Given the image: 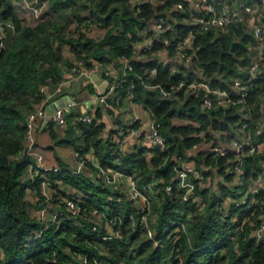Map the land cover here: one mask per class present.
Listing matches in <instances>:
<instances>
[{
	"label": "trees",
	"instance_id": "1",
	"mask_svg": "<svg viewBox=\"0 0 264 264\" xmlns=\"http://www.w3.org/2000/svg\"><path fill=\"white\" fill-rule=\"evenodd\" d=\"M40 1L47 2V11H53L54 16H42L32 25L19 15L13 0H0V19L12 21L15 26L14 35L0 51V264H70L74 252L98 253L87 240L93 222L84 217L53 224L37 239L40 222L31 211L37 207V200H30L28 191L34 190L40 197L42 189L39 177L35 181L26 177L28 166L34 162L32 155L23 154L26 117L46 99L41 86L62 82L64 66L71 68L72 62L64 55L65 46L74 58L85 60L88 66L93 61L117 66L121 57L135 56V43L144 37L143 32L152 35L151 27L161 17L168 18L164 36L170 44L156 39L154 49L144 52V59L133 60L134 69L119 92L121 96L133 93L134 101L144 105L160 123L166 147H154L151 158L144 147L133 152L119 151L116 142L101 136V107L96 108L92 121L75 124L80 136L73 139L75 129L69 128L65 140L75 144L80 139L77 150H94L102 167L130 174L139 186L152 185L150 224L164 238V245L155 247L146 230H137L128 219L123 225V238L105 242L110 253L107 264H264V239L254 235L263 221L260 215L264 213V194H257V202L240 213V222L248 216L242 229L235 231L238 222L221 216L228 197L240 198L253 179L259 175L264 178V150L245 157L244 184L233 186L228 184L232 175L225 172L226 163L234 157L232 153L213 157L202 150L190 154L202 140L201 133L207 139L213 133L224 139L242 134L243 104L238 102V94L232 93L233 102L207 109L202 107V91L195 95L180 90L163 97L160 88L147 86L149 82L168 86L181 79L205 78L214 87L231 90L233 79L241 74L240 66L250 62L251 46L256 42L248 23L239 20L225 27L197 31L190 12L175 9L179 3L188 8L187 0ZM171 11L176 21L171 19ZM74 23L76 28L70 34L68 29ZM97 25L107 29L101 37L92 34ZM191 30L195 38L187 52L194 70L155 58L159 50L167 48L169 57L174 59L176 43ZM262 65L264 68V62ZM152 68H157L155 75L150 72ZM263 94L264 73L254 80L247 99L254 118L261 115ZM68 116L71 119L74 113ZM253 134L255 140H264L254 130ZM52 137H57L54 130ZM187 158L195 159L198 167L212 164L217 173L226 175V182L219 181L217 188L212 184L198 185L200 202H186L179 192L166 190L174 182L175 167ZM86 164L80 173L66 166L44 172L53 188L62 183L77 190L74 194L60 190L63 195L57 191L53 199L74 196L88 209L97 207L109 214L133 213L138 220L140 212L126 193L105 184L95 164L88 160ZM213 168L205 173L212 175ZM200 203H205V207L201 208ZM240 208L234 205L232 210Z\"/></svg>",
	"mask_w": 264,
	"mask_h": 264
},
{
	"label": "built area",
	"instance_id": "2",
	"mask_svg": "<svg viewBox=\"0 0 264 264\" xmlns=\"http://www.w3.org/2000/svg\"><path fill=\"white\" fill-rule=\"evenodd\" d=\"M187 1L190 2L188 8H186L183 3H179L176 5L175 9L179 12H190L192 23L198 25L197 31L212 27H225L231 22H237L239 20L248 23L256 40L255 44L251 46L250 62L246 66H240L241 74L233 79L231 90L214 87L209 83V80L205 78H192L191 80L181 79L177 83H172L168 86L149 82L147 86L150 88H160L163 97H170L180 90H185L187 93L195 95L202 91L204 93L202 97V107L207 109L233 102L232 93L236 92L238 94L237 100L243 104L242 134L224 139L219 134L213 133L210 135V139H207L206 134L201 133L200 137L202 140L193 146L190 150V154L196 155L202 150L203 152L212 154L213 157L225 156L232 153L234 157L229 159L226 163L225 172L226 174L232 175V180L229 182L232 186L243 185L245 157L264 150V140H255L253 134L254 130L257 135L264 136V104L260 109L261 115L258 118L253 117L251 107L246 105L251 86L254 85V80L262 77L264 73L262 65L264 62V0H253L251 3L234 1L232 4L227 3L225 0ZM27 7L32 11L35 17L41 18L45 13L47 2L35 0L33 4H29ZM169 14L171 19L176 21L173 11L169 12ZM255 14H257L258 20L252 24L250 21ZM168 26V18L161 17L160 20L152 25V35H147V32H143L144 37L135 43V56L138 54L141 56L144 52L152 51L156 39L170 44V41L164 36V32ZM90 27L88 28L91 29ZM14 33V23L12 21L0 19V51L6 47L7 41ZM194 38L195 32L191 30L186 37L180 39L176 43L177 51L174 59L169 57V50L167 48L159 50L158 52L161 51L167 55V59L163 60L164 62L171 63V60H176L178 63L174 65H184L194 70L192 57L187 52ZM137 48L139 50H137ZM135 56L133 58L123 56L120 58L118 65L113 66L118 71V74L116 77L113 75L114 80L108 85L106 93L97 91L98 95L96 98H98V100L101 99V102H103L108 94L115 93L116 100L120 101L122 96L119 92V88L127 80L128 74L134 69L133 60L137 59ZM103 65L105 64L93 61L92 66H88L85 60L75 58L70 68V79L76 80L81 77L92 79L93 74L102 72ZM150 72L152 75H155L157 73V68H152ZM106 74L109 75L107 71ZM46 86L47 85H43L40 88L41 92L45 95L47 91ZM130 95L134 98L133 93ZM68 96L72 97L69 103L55 110L52 115L48 114L47 107L51 102L55 101V99L46 97V99L36 105L34 110L26 117L27 132L24 137L25 149L23 154L27 153L28 155L36 157L35 162L29 165V172L27 174L28 178L32 181H35L39 177L41 179L40 186L42 189V196L37 198V207L35 208L37 209V215L35 216H37V221L40 222V229L37 230V239L53 224H62L63 220L69 218L79 220V218L84 217L93 222L87 240L90 245H93L98 250V253L74 252V260H72L70 264H107L110 253L107 247L104 246L105 242L122 239L124 236L123 225L126 220L131 219L137 230H146L148 236L153 240L155 247L163 246L164 238L160 237L150 224V203L152 199V193L150 192L152 191V185L139 186L134 178L126 172L113 167H102L100 164L96 165L99 168V176L105 184L119 188L122 192L126 193L129 200L135 203L140 212L138 220L134 217L133 213L118 211L114 214H109L106 210L97 207L88 209L87 206H83L74 196H61L58 201L53 199V195L57 193V190L52 187L51 180L44 172L52 169L57 171L61 167L46 166L44 164L43 154L36 151L37 138L35 129L37 120L42 119L45 123L56 122L61 125H68L71 122L74 124L79 121L90 122L95 117L94 114L90 113L91 110L85 113L71 112L68 110L67 107L70 106H87L86 103L83 104L80 102L76 95L71 94ZM262 101L264 103V94L262 96ZM70 113H74V117L71 119L68 116ZM119 131L124 135L126 129L120 127ZM107 139L118 141L117 149L119 151L125 150V138L116 139L115 135L110 134ZM149 139L154 147L158 146L162 149L166 147V139L161 134L160 123H158L156 119H153L150 124ZM75 156L77 158V166L70 170L76 173L83 172L87 167V160L80 150L75 151ZM16 158H19V156H16ZM211 168H213L212 164L206 165L202 163V166L198 167L195 159H181L180 166L175 167L176 175L174 177V182L168 184L166 187L167 192H179L182 199L186 202H200V196L197 194V187L200 184L204 187L206 186L207 179L210 175L209 173L206 174L205 171ZM257 194H264V178L262 175L252 180L240 198L229 200V203L228 201L225 202L226 208L223 209L221 216L223 219L238 222L239 225L235 228V231L243 228V224L247 221L248 216L244 217L240 222V213L245 209H250L252 204L257 202ZM262 204L264 207V199ZM199 205L201 208L205 207V203H200ZM234 205L241 208L233 211L232 207ZM260 218H262L263 221L254 232V235L257 236L258 239H264V213L260 215Z\"/></svg>",
	"mask_w": 264,
	"mask_h": 264
},
{
	"label": "crops",
	"instance_id": "3",
	"mask_svg": "<svg viewBox=\"0 0 264 264\" xmlns=\"http://www.w3.org/2000/svg\"><path fill=\"white\" fill-rule=\"evenodd\" d=\"M17 12L24 13V9H27L30 11V9L27 7L26 0H13ZM26 2V3H25ZM246 2V1H245ZM31 12V11H30ZM20 15V14H19ZM34 16V15H33ZM32 17V16H31ZM29 18V16H28ZM258 20L257 14L253 16L250 23L254 24ZM251 24V25H252ZM137 50H139L137 48ZM69 55V54H68ZM135 58L144 59V55L138 54L135 56ZM155 58L165 60L167 59V55L164 52H158L155 55ZM70 62H72L75 58L74 56L70 58ZM172 64L178 63L176 60H171ZM109 63L103 65L102 72H99V75L103 78H108L109 76L115 75V77L118 74V71L115 69L114 64ZM106 71L109 73V75L106 74ZM84 80H90L91 86L90 89H93L94 92L89 90V87H85V89L81 90L80 92L75 93L73 89H71V86L68 87V84L75 83V90L77 88H80L79 82ZM46 97H52L55 100L60 98V96L64 95H76L78 97V100L82 102L83 104H90L93 103V100L95 99V94L98 91L97 84L87 77H81L76 80L70 79V68L68 67L64 71V79L62 82L58 84L50 83L46 86ZM101 99L98 100V103L92 104L91 112L95 115V110L97 107H100ZM104 115L101 119V122L104 125L103 131H102V138L104 140L107 139V137L112 134L116 136V139H122L125 138V150L123 152H133L137 149H140L142 147L146 148V155L151 158L154 155V145L149 139V133H150V124L153 121L154 117L151 115V113L145 108L144 105L137 103L134 101L132 96L130 94L126 96H122L120 101H117L116 98L112 99V102L110 104L106 105ZM120 127H124L126 129L125 134H121L119 131ZM69 128H74V137L81 135L80 130L75 126L74 123H69L68 125H61L56 122H49L45 123L44 120L38 119L37 120V126L35 129V134L37 138V145H36V151L40 152L44 156V164L48 167H55V166H66L68 169H74L77 166V158L75 156V151L79 148H77V145L81 143V140H77L74 143L72 142H66L67 139V131ZM73 129V130H74ZM55 131L57 137H52V131ZM63 140V142H61ZM113 142H116L118 144V141L113 140ZM84 157L86 160L92 162L95 165L99 164V161L97 157L95 156L94 150H89L87 152H83ZM33 160L35 162L36 157H33ZM213 173L210 175L207 179L206 186H209L210 184L213 185L214 188H217V185L219 181L226 182V178L224 175L217 173V168L212 169ZM29 172V166L27 168V173ZM229 185H231L228 182ZM68 186V185H65ZM28 197L32 201H36L38 196L36 195V192L34 190L28 191ZM232 200V198H227L226 201ZM225 201V202H226ZM34 215H37V209L34 211Z\"/></svg>",
	"mask_w": 264,
	"mask_h": 264
},
{
	"label": "rangeland",
	"instance_id": "4",
	"mask_svg": "<svg viewBox=\"0 0 264 264\" xmlns=\"http://www.w3.org/2000/svg\"><path fill=\"white\" fill-rule=\"evenodd\" d=\"M18 1H20V0H18ZM34 1L35 0H26L27 3L26 2L25 3L27 5H29V4L31 5V4L34 3ZM47 7H48V4H47ZM47 7H46L45 11H47ZM23 11L25 12V14L24 13H21V12H19V14L24 18V20H25L26 23L34 25L38 21L39 17L33 16L32 11L30 12L27 9H24ZM28 16H29V18H28ZM43 16H44L43 18H47L49 16H54V12L51 11V10L50 11H47ZM75 28H76V23L71 24V26L68 29V32L71 34L75 30ZM93 30H94V32L92 34H94L96 36H99V37L103 36L106 33V31H107V29L104 26H101V25L100 26H98V25L95 26V28ZM64 55H65V57H66V59L68 61H70L71 60L70 58L74 56L70 52V49H69L68 46H65V48H64ZM64 68L66 70L68 68V64H66L64 66ZM79 85H80V88H77V90H75V88H74L75 87V83L68 84V87L71 86V89H73L75 93L80 92L81 90L85 89L86 86L89 87V90L90 91L94 92L93 89H90V86H91L90 80H84V79H82L79 82ZM26 177L28 178V174L26 175ZM56 190L58 191L59 195H63V193L60 190H62V191L65 190V192L67 194H74V193L77 192V190L74 189L73 187H71V186H65V184H62V183L60 184V186L58 188H56ZM31 211L34 214L35 208H33V209L31 208Z\"/></svg>",
	"mask_w": 264,
	"mask_h": 264
},
{
	"label": "water",
	"instance_id": "5",
	"mask_svg": "<svg viewBox=\"0 0 264 264\" xmlns=\"http://www.w3.org/2000/svg\"><path fill=\"white\" fill-rule=\"evenodd\" d=\"M92 80L97 84L98 91L100 93H106L108 85L114 80V76L103 78L99 74H93ZM95 95L97 96L98 94L96 93ZM96 96L95 99L93 100V103L88 104L86 107L82 105H75V106L67 107V109L70 110L71 112H77V113L89 112L93 107L92 104L98 103V98H96ZM71 98H72L71 96L64 95L58 98L57 100L51 102V104L47 107L48 114L52 115L53 112L58 108L66 106L71 100ZM113 98H115V93H110L105 98V101L101 102L100 107L103 109V111H105L106 105L112 102Z\"/></svg>",
	"mask_w": 264,
	"mask_h": 264
}]
</instances>
